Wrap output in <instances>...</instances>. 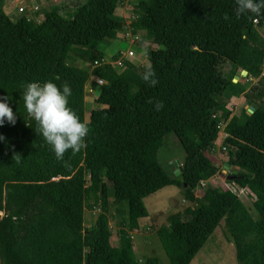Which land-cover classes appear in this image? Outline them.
<instances>
[{"label":"trees","instance_id":"1","mask_svg":"<svg viewBox=\"0 0 264 264\" xmlns=\"http://www.w3.org/2000/svg\"><path fill=\"white\" fill-rule=\"evenodd\" d=\"M4 1L0 97L10 98L17 119L0 127V264H140L130 231L148 215L144 198L167 185L193 204L183 210L187 220L170 216V225L155 231L170 264H189L220 222L237 264H264V90L252 87L262 97L251 101L252 113L232 114L225 100L246 94L234 76L244 70L240 78L248 79L262 70L264 15L237 17L236 0H130L135 16L126 23L115 12L127 0H77L73 7H40L37 21L26 12L13 21ZM128 28L152 45L148 63L91 69L104 56L96 47ZM146 65L156 72L155 86L140 79ZM91 75L103 83L88 82ZM46 80L70 86L69 106L89 126L86 147L69 150L62 161L23 104L25 83ZM87 85L98 93L86 121ZM157 101L163 102L159 111ZM220 119L226 164L236 168L225 181L249 189L254 213L230 190L210 185L195 196L201 180L219 173L206 153ZM167 133L185 153L174 177L157 160ZM95 206L100 212L86 227L85 209ZM109 220L116 226L114 245ZM142 264L160 263L148 256Z\"/></svg>","mask_w":264,"mask_h":264},{"label":"rangeland","instance_id":"2","mask_svg":"<svg viewBox=\"0 0 264 264\" xmlns=\"http://www.w3.org/2000/svg\"><path fill=\"white\" fill-rule=\"evenodd\" d=\"M37 2L39 3L40 7L43 8L45 6H48L50 3L62 4L63 2L66 3V5L73 7L78 1L51 0L47 3L44 2V0H37ZM32 3L33 0H24L23 3H21L25 6L26 13L29 16L31 15V13L28 11V9L31 7ZM11 8H13V4L5 0L3 9L7 13L9 18L15 21L21 13H18L17 11L12 10ZM115 13L116 15L123 17L126 23H129V21L135 16L133 13V3L130 0L125 1L123 4H120L118 6ZM258 31L262 35H264V27L258 28ZM119 36H122V34L117 35L115 39L100 43L96 47V50L102 52L106 56H110L112 53H115L118 50L125 51L127 49H133L137 52V54L136 56L130 59V62L135 65H138L136 59H139L140 52L144 53V51L146 50L147 55L149 56V49L152 48V45H150L148 42H137L131 44L129 39H126L124 37L118 38ZM76 63L80 64L79 61ZM147 63L148 58H146L142 64ZM226 67L225 70L228 69V66ZM91 80L92 78L89 77L88 82H91ZM240 84L245 88V90H247L246 94H242L241 96H239V99H232V97L225 99L227 101V107L232 114H237L242 108H244L246 112H249V103H258L262 98L255 95L257 90L252 89V87H254L255 85L252 84V82H250L248 79L240 78ZM96 93H98V90L96 91ZM96 93L92 96L90 93H88L86 96V121L88 120V116L91 109L97 107V104L94 102V98L97 95ZM224 137L225 136H223V133L219 132L218 138L214 142L215 145L212 151H208L206 153L207 157H209V159L219 169L218 176L214 179L212 177V180L210 181V184L208 186L211 185L214 188H218V190H224V177L227 176L226 174H228L230 170L232 172L236 170V168L233 167H228L231 168L230 170H228L227 166H225L228 157L227 150L222 148V140L224 139ZM184 157V150L179 144V141L176 136L173 133L165 134L162 138V144L157 151V160L159 164L163 167V169L170 176H176L174 174L175 163L177 161L181 163ZM110 188L111 187L109 186V191L111 192ZM202 193L203 191L201 189H197L195 191V196H199ZM109 195L111 196V194ZM240 198L242 202L246 205V207L249 209V211L254 213L255 211L252 207L254 195H251L248 191H245V194L241 195ZM144 205L148 212L147 217L140 219L138 226H136L130 231L133 243V250L135 252L136 259L140 264H142L146 257L154 256L158 258L160 264H170L168 258L162 250L160 241L158 240L155 231L158 227L162 225L169 226L170 216H176L180 213L182 216L181 220H187L189 216L186 215L183 210H185L188 206L193 207V204L182 201L181 189H179L177 186L167 185L145 197ZM110 210L111 212L113 211L112 205L110 206ZM99 212L100 211L98 206L92 208L87 207L85 209L84 217L86 227H89L91 224H93L95 217ZM174 218H177V216ZM222 226L223 222H220V224L214 230L213 234L200 248V250L196 253V255L189 264H237L235 261L234 246L227 239L226 235L223 232ZM108 228H110L112 232L110 240L111 243L114 245L117 243L116 226L114 225V221H108Z\"/></svg>","mask_w":264,"mask_h":264},{"label":"clouds","instance_id":"3","mask_svg":"<svg viewBox=\"0 0 264 264\" xmlns=\"http://www.w3.org/2000/svg\"><path fill=\"white\" fill-rule=\"evenodd\" d=\"M235 12L237 17L249 14L264 15V0H236ZM225 18L227 19V17ZM119 34H122V36L118 38H122L125 33H116L113 39ZM117 52L111 55L116 56ZM136 54L135 51V56ZM146 54L147 51L145 50L142 53V61L136 59L138 65H142L147 58ZM140 79L150 87L156 85V72L151 65L145 66ZM89 86L91 87V85ZM71 95L72 90L67 83L57 85L52 80L29 81L25 83L23 89L25 111L35 121L36 131L43 137L44 142L50 146L58 161H62L64 154L69 150L72 154L83 150L86 147L85 138L89 134V126L82 122L76 112L69 106ZM9 101L10 98L7 95L0 97V127H3L5 123L9 125H15L16 123L17 114L13 111ZM155 108L159 111L163 108V102L157 101ZM4 140V136L0 134V141ZM19 159L20 157L17 158V163H19Z\"/></svg>","mask_w":264,"mask_h":264},{"label":"built area","instance_id":"4","mask_svg":"<svg viewBox=\"0 0 264 264\" xmlns=\"http://www.w3.org/2000/svg\"><path fill=\"white\" fill-rule=\"evenodd\" d=\"M8 2H10L11 4H13V10L17 11L18 13H24L26 12V8L23 4L24 0H7ZM40 9V5L37 2V0H33V3L31 5V7L28 9V11L31 13L30 18L34 19L36 16L35 14L39 11ZM36 21L38 20L37 18H35ZM254 22L256 23L257 20H254ZM124 38L129 39L131 44L137 43V42H141L142 41V36L140 34H133L130 31V28L127 29V31L125 32V34L123 35ZM135 56V50L133 49H127L125 51L123 50H119L116 54V56H102L101 58H97L93 63V66L91 67V69H93L96 66H103V65H110L112 66L114 69H123L124 67L127 66V62L130 61V59L132 57ZM262 71L261 73L257 76V77H248V80L250 82H252V84H254L255 86L261 87L264 90V85H261L260 82H264V64L262 67ZM246 77V75L244 74L243 77ZM92 78V81L95 83V85H101L103 83V80L98 77V76H94L91 75L90 76ZM260 84V85H259ZM87 90L91 91V87L89 85H87ZM250 109V108H249ZM219 116V115H218ZM225 126V121L224 119H220V122L218 124V128H219V132L223 133V136H226L225 132L223 131V128ZM223 149H225L224 147H222ZM228 170H230L231 168H227ZM217 176H213V179L216 178ZM212 180V178L210 179H206V180H201L199 183V188L203 191V189L205 187H207L210 184V181ZM224 189L226 190H230L231 192H233L234 194H236L238 197H240L241 195L245 194V191H248L251 195L252 193L249 191L248 188H243L240 187L237 183L235 182H224Z\"/></svg>","mask_w":264,"mask_h":264},{"label":"water","instance_id":"5","mask_svg":"<svg viewBox=\"0 0 264 264\" xmlns=\"http://www.w3.org/2000/svg\"><path fill=\"white\" fill-rule=\"evenodd\" d=\"M245 73H246V71L243 70L241 75H243V74H245ZM237 79H238V76H234V78H233V82L237 81ZM249 104H250L249 113H252L253 110L255 109V105H254V104H251V103H249ZM181 172H182V165L177 161V162L175 163L174 174H175L176 176H178Z\"/></svg>","mask_w":264,"mask_h":264},{"label":"crops","instance_id":"6","mask_svg":"<svg viewBox=\"0 0 264 264\" xmlns=\"http://www.w3.org/2000/svg\"><path fill=\"white\" fill-rule=\"evenodd\" d=\"M12 9V8H11ZM13 10V9H12ZM36 18L37 19H40L41 18V15L40 14H38V16H36ZM140 55H141V57H140ZM138 59V58H137ZM138 60H140V61H142L143 60V56H142V53L140 52L139 53V59ZM240 75L242 74V71L239 73ZM244 75V74H243ZM237 80H240V77L238 76V79ZM91 88H92V90L91 91H87L86 90V93H85V100H87V94L88 93H90L91 94V96L92 95H95V93H96V91H97V89L95 88V87H93V85H91ZM246 91V90H245ZM97 94V93H96ZM232 99H239V97L238 98H236V97H232ZM225 166H227L226 165V163H225Z\"/></svg>","mask_w":264,"mask_h":264}]
</instances>
